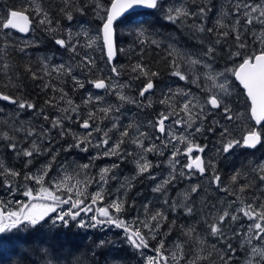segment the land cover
Instances as JSON below:
<instances>
[{"label": "snow or ice", "instance_id": "6c2138e0", "mask_svg": "<svg viewBox=\"0 0 264 264\" xmlns=\"http://www.w3.org/2000/svg\"><path fill=\"white\" fill-rule=\"evenodd\" d=\"M193 7L186 5H165L164 0H111L110 6L105 7L100 0H94L93 10L102 21V26L96 35L90 36L87 30L82 33H76L75 36L71 29L66 30V35L62 38H55V44L65 51L70 52L77 67L83 72H93L97 69L96 59L89 54L88 49L94 45H99V51L103 54L101 59L106 60L110 67L111 75L98 77L89 80L88 83L97 90H104L112 94L122 103L103 104L104 96L88 93L86 98L81 101L85 107L92 105L86 118H81V104H77L69 96L63 87L58 86L57 81L63 78H70L74 89H83L85 83L80 77L74 74L71 64L59 63L50 65L49 58L43 57L40 60L42 75L33 71L30 66L25 67V71L33 80L40 79L45 81L42 84L44 90H50L54 95L45 101V104L55 110L51 117L44 108L38 110L41 118L48 122V126L41 125L39 129L29 126L24 128L13 127V132H22L23 138L28 146L21 147L16 137L9 131H0V141H5V147L13 152L17 157L25 158L24 166L27 168L33 164L37 156H50L48 163L42 164L38 169V174L28 171L23 175L25 181L35 182L40 185L38 193L34 194V189L25 186L23 195L30 201H40L39 203H23L17 210L8 211L6 207H0V251L3 250L6 242H11L15 248L16 255L23 260L28 257L31 261V253L35 250L44 257V264H54L61 259L60 250L55 246L48 245L34 249V245L45 244L44 240L39 238L30 240L29 237H35L45 227L49 232L55 233L59 228H67L72 222L81 229L99 228L105 226L115 227L124 233V241L127 246L134 250L143 264H203L209 261L210 264H233L238 250L245 253L243 264H264V162H259L252 167L251 172L255 174L254 180L259 181L255 185L247 175L237 170L230 178L232 188L221 185V177L216 170L213 160H205L203 153L207 148L195 141L197 134L205 132L219 135L220 147L217 153L229 154L236 147L244 149H257L258 146H264V0H231L229 11L225 12L222 8L219 11V18L215 20V26H207L209 14L213 12L216 5L213 0H192ZM86 6H77L76 0H62L57 5V11L68 21L74 19L73 11L84 13ZM142 7L152 10L150 14L162 13V18L173 25H185L193 33H207L215 35L214 43H208L200 53L181 52L173 45H169L168 56L171 58V75L181 81L194 84L202 92L206 93L203 99L194 95L191 89H178L173 91L168 89V95L160 100L161 104H167L171 112L160 113L155 124L148 121L159 135L151 137L146 130H141L140 125L129 123L126 126L120 124V116L114 113H120L124 104H133L138 107H151L152 103L147 99L146 94L154 89V82L151 77L158 75L142 62H137L131 66L132 73H135L132 79L147 78V83L139 90L140 99L137 100L125 94L124 89L130 88V84L120 82L118 77L120 71L114 65L113 61L118 52L124 51L117 47L116 25L127 23L130 26L131 33L137 37L141 45L152 44L159 47L160 44L155 39H149L150 30L153 25L148 21H134L129 17L138 15L135 9ZM232 17L230 23H225L224 18ZM33 17L37 25L46 33H56L61 31L60 22L54 19V13L43 6L42 0H24L19 6L7 8L3 14H0V33L3 34L4 41L0 43V57L9 55V49L26 53V49L35 46L34 41L24 40L20 44L12 42L9 38L12 31L29 34L34 29ZM258 25V28L253 26ZM227 29V30H225ZM251 34L257 48L249 50L247 35ZM81 36L85 43L81 44ZM231 36L234 40L235 50H229V59L235 61L240 59V63L235 67H225L223 71H214L212 61L215 59L217 45ZM201 40V44H203ZM84 48L83 54L79 51ZM182 62L187 65V70H182ZM10 65L3 63L2 69L5 75L8 73ZM202 68L203 82L201 74L196 69ZM191 73V75L189 74ZM113 77L117 79L114 81ZM242 86L243 95L246 100V111L234 110L231 106L230 97L233 95L232 80ZM9 85L18 87L8 77ZM58 94V95H55ZM180 96L183 99L179 102V108L172 104L174 97ZM147 100V103L145 101ZM0 101H7L16 105L19 110L37 111L36 104L18 98L10 94L0 92ZM103 105V106H101ZM2 111V109H0ZM219 114L222 119H215ZM19 115V113H18ZM176 118L173 120L172 117ZM209 117H213L208 127L204 124ZM172 121V125L183 129L177 133L172 127L166 126V121ZM251 121V125L240 124L241 135L237 138L228 123L241 121ZM104 121L108 124L101 127ZM223 121V122H222ZM227 122V123H224ZM76 123L84 129L83 134L73 132L68 125ZM118 133V138L113 142L111 133ZM55 133L60 139L70 136L73 143L68 144L63 150L70 152L72 149H79L81 152H88L90 147L103 148L102 154L92 157L89 163L78 165V167L87 173L92 167V160L103 157H116L123 161L127 157H133L136 165V175L143 176L148 174V178L157 181L156 175L152 174V168H159L160 163L153 165L148 160L147 154L154 153L157 156H163L164 149L171 146V154L166 157L169 172L167 177L157 181L152 191L160 193L162 196V206L152 209L151 202L142 204L143 219L139 216L128 222L120 216L125 211L127 201L124 199L127 189L134 185L128 183L121 184L116 189L118 195L114 196L111 203L104 204L103 185L109 183V180L116 179L114 170L119 168L118 163H113L109 167L100 169L98 179L86 177L82 182L76 180V183L70 184L72 176L65 174L62 179L52 181L51 188H45V178L52 171L59 152L52 148ZM94 135L98 139L93 141ZM31 138V139H29ZM152 140V143L145 144V140ZM158 141L159 143H157ZM134 146L132 151L124 147L126 144ZM182 146V147H180ZM138 149L139 151H135ZM55 153V154H53ZM195 153V155H194ZM186 158L181 163L179 157ZM138 157V158H137ZM63 167V166H61ZM211 170V183L219 191L227 196L234 197L228 206L219 209L217 215H212L216 210L215 204H208L202 199L199 204L193 199L198 196L202 185L192 184L183 193L182 200H170L167 198V188L171 186L178 178L192 180L195 176H205ZM112 173L111 176L109 174ZM245 175V182L241 183L240 178ZM21 173L13 168L7 167L0 162V177H20ZM135 179V176L132 178ZM92 182L99 183L101 188L90 197L86 195V189ZM81 183L84 187L81 188ZM5 186L11 192L14 185L10 180H5ZM121 189L125 192L121 193ZM66 192V197L57 195V192ZM250 197V198H249ZM85 199H90V204H85ZM5 202L0 201V205ZM68 205L65 210L62 206ZM235 205V207H232ZM132 207H135L133 203ZM205 208L207 212L205 213ZM87 215L94 213L88 220L79 219L81 214ZM183 215L193 218L192 224L180 225V233L184 241L174 242L173 248L168 249L163 239L159 240L153 247L150 240L157 239L161 235V229L167 226L168 231L165 235H171L176 220H169V215ZM199 217V220L196 218ZM242 219L247 220V225L240 224L239 228L233 227ZM206 225L207 236L214 239L210 248H206L207 239L199 235L196 224ZM229 229L231 232L229 234ZM147 230V231H145ZM243 237L239 243V249L232 244V239ZM255 242V243H254ZM123 242L100 239L94 244L91 250V256L94 264H101L98 256V250H107L104 256L103 264H126L127 254H121L120 245ZM220 245L219 247L217 245ZM195 245V247H193ZM153 255H145V250L150 249ZM203 253H207L206 255ZM76 264H81L79 258Z\"/></svg>", "mask_w": 264, "mask_h": 264}, {"label": "rangeland", "instance_id": "374dc122", "mask_svg": "<svg viewBox=\"0 0 264 264\" xmlns=\"http://www.w3.org/2000/svg\"><path fill=\"white\" fill-rule=\"evenodd\" d=\"M213 2L216 5V8H214L213 12L209 14V19H210L209 22L211 25L213 23H215V20L217 18H219V11L218 10H220L222 8L223 11L227 12V11H229V9L231 7V0H213ZM164 3L166 6L167 5L181 6V5H186L187 0H166ZM224 20H225V23H230L232 21V17L227 16L224 18ZM253 27L258 28L259 26L255 25ZM67 29H71L74 36L76 33H82L83 30H87L89 32V35L94 37L100 28H97L95 25L90 24L85 19H79L77 21H74V23H72L70 26H68L66 28V30ZM65 35H66V33H65ZM247 38H250L253 41L251 34H248ZM22 39H25V38H22ZM25 40L32 41V38L30 36V37L26 38ZM84 43H85V40L81 36V44H84ZM255 44H256V42H255ZM169 45H172V44L170 43ZM173 46L175 47V45H173ZM82 49L83 48H80L79 51ZM88 50H89V53L93 57H95L96 51L100 52L98 44L94 45L92 49H88ZM234 50L235 49H233V51ZM180 51L181 52L200 53L199 48H196L194 50L187 48V49L180 50ZM40 57L41 58L48 57L50 65L59 64V63L71 64L73 67L74 74L78 75L80 77V79L85 83L84 88H86V87L89 88L86 91L85 98H86L88 93H92L93 95L104 96L105 101L103 102V104H105V105L107 103H111V104L122 103V102L118 101L114 95L109 94L105 91L101 92V93H96V92L92 91V89H91L92 84L88 83V79H86V78L82 79L81 78V76L78 74L77 65L75 64L76 60H74L72 57V54L70 52L65 51V49L57 46L54 53H51L50 55H42ZM41 58H40V60H41ZM229 60L232 61L231 59H229ZM235 60H237V64H239L241 62V61L239 62V58H236ZM213 61L219 63V61L217 59H214ZM227 62L228 61L225 62L227 65L224 67H221V68H220L221 65H219L220 63L219 64L215 63L216 65L214 63H212V68L214 71H223L225 69V67L232 68V65L228 64ZM182 70H187V65L183 64V62H182ZM196 71L201 74V81L203 82V72L206 70L202 69V68H198V69H196ZM104 74H106L107 76L111 75L109 66L107 68H105ZM189 74L191 75V73H189ZM116 79H117L116 77H113L114 81ZM230 79L232 80V86H233V95L229 98L230 102H231V106L233 107L234 110L244 112V111H246V103L243 100L242 93L239 91L240 88L235 83L233 77H230ZM129 89H131V87L124 89L125 94L139 100L140 99L139 95L137 97L133 96L130 93ZM168 89H172L173 91H176L178 89H183V90L191 89L192 93L200 99H203V97L206 95V93L202 92L201 89L197 88L194 84L186 83L185 81H181L177 77H174V81L166 84L164 86V88L159 89L154 93L146 94L147 99L150 100L151 103H153L154 99H156V101H157V103H156L157 108L154 110L153 113H151V115L149 114L150 112H147L145 107L141 108V107H138V106L133 105V104H132L133 105L132 108L125 110V108L123 107L121 109L120 113H118V114L114 113V115L120 116V124L121 125L126 126V124H129L130 122L135 124V125H140L141 130H146L150 134L151 137H155L156 135H159V133L156 132L155 128L152 125L148 124V121H152L153 125H154L160 113L171 112V108H169V106L167 104H161L160 103V100L163 99L165 95L169 94ZM126 90H129V93ZM182 99H183L182 97L176 96L173 98V100L171 102L172 104H174L177 107V110L179 108V102ZM145 103H147V100L145 101ZM101 106H103V105H101ZM0 109H2V111H0V119L7 121L9 124H12V122L14 120L20 118V117H18V113L13 114V112L10 109H8V107H4L0 104ZM145 113H147L148 115H145ZM28 114H29L30 119H31L33 114L31 112H29ZM80 116H81V118L87 117V116H84V114L82 113L81 110H80ZM175 118H176L175 116L172 117L173 120ZM212 119H213V117H209L208 121L205 122L204 126H206L207 124L209 125V123L211 122ZM215 119H222V117L219 114H217ZM108 123H109V121H106L104 124L101 125V127H104V125H106ZM224 123H227V122H224ZM240 124H247L250 126L251 121L245 120V121H241V122L228 123L227 126L232 128L233 131L239 132V136H240L241 132H240V128L238 126ZM10 126H12V125H10ZM166 126L172 127L173 131H175L177 133L183 131V129L173 126L171 120L166 121ZM15 127H20V126H15ZM69 127H70V125H69ZM235 128L237 130H235ZM73 132L78 133V134H83L85 132V130L80 128L79 125H77V128L75 130H73ZM205 133L197 134L195 136V141L201 145L207 146L205 153H203L204 159L206 161L207 160H213L215 165H216L217 161L219 160L221 155H224L226 157H228L229 155L234 156L240 150V147H236L229 154L217 153L216 150L220 147L219 141L216 140L217 138L220 139L218 132L216 134L211 133L212 134V137H211L212 142L210 143V145H207V143L205 142L206 138H207ZM118 135L119 134L116 132L111 133L113 142L118 138ZM234 135L237 138H239L236 135V132H234ZM96 139H98V135H94L93 141L95 142ZM65 140H67V137H65L64 139L58 138L52 144V148L55 151L59 152V156H57L55 163H53L52 171L45 178V183L43 185L45 188H51L52 187V181H54V180L58 181V180L62 179L64 174H65V170L67 171L68 175L73 177V179L70 180L69 183L74 185L76 183V180H81L83 182L86 179V177H93V178L98 179L100 169H102L104 167H109L113 163H118L119 168L114 170L116 179H114V180L110 179L108 184L103 185V190L105 193V196H104V204L105 205L108 203H111L113 197L119 194V193H117L116 189L120 188L121 184L127 185L128 183H131L134 186L131 187L130 189H127L126 195H124V199L127 201V204L125 205V211L120 213V216L123 219H126L130 223L132 221H134L137 218V216H139L141 219H143V213H142V207L141 206L145 202H151V206H152L153 210L156 207L162 206L161 194L160 193H154L152 191V188L157 181L167 177V175H168L169 168L167 167L166 157L170 156V154H171V146H169L168 149H164L165 154L163 156H157L154 153L147 154L146 158L148 160H150L153 163V165H155L157 163L161 164V166L159 168L154 167L151 169L152 174L156 175V177H157V181H153V180L148 178V174H145L143 176L136 175V165H135L133 157H127L125 160L121 161L116 157H103L101 155V158H97V159H94L91 161L92 167L87 170V173H85L83 170H81L78 167V165H81L84 163H89L90 159L92 157H96L98 153L102 154L104 149L103 148L90 147L88 152H81L79 149H72L70 152H66L63 149L66 148L68 146V144L73 143V141H72L71 137H70L69 141L65 142ZM213 140H216V141H213ZM200 141H203V143H200ZM152 142L153 141L150 139L145 140L146 145L149 143H152ZM156 142L159 143L158 141H156ZM54 144L56 145L55 147H54ZM124 147L127 148L129 151H132L134 149V146L131 145L130 143L124 145ZM180 147H182V146H180ZM135 151L138 152L139 150L136 149ZM53 154H55V153H53ZM194 155H195V153H194ZM47 156L48 155L41 156V158L44 157V160L40 161L36 165L32 166L30 168V171L38 174V169L40 168V166L42 164L49 162L50 157H47ZM258 156L259 155H256V157H258ZM179 159H180L181 163H184L186 160V158L183 156H180ZM258 162H264V159L259 158ZM29 166L26 168L23 165L22 168L25 171L29 168ZM61 166H63V167H61ZM111 175H112V173L109 174V176H111ZM134 176H135V179H132ZM211 178H212L211 170H209L205 176L201 177V176L197 175L192 180L178 178L171 186H169L167 188V198H169L170 200H173V199L174 200H182L184 191L187 188H189L192 184L199 183L202 185V189H201L199 195L194 196L193 199H195L197 204H199L202 199L206 198V201L208 204H215L216 205V210L213 211L212 215H217L218 210L227 207L228 203L234 198L231 196H227L225 193L219 191V189H217L215 187V185L211 183ZM17 179H18V181H17ZM5 180H10L12 182V184L14 185L11 192L5 186ZM221 185L227 187L222 182H221ZM25 186L34 189L35 190L34 194L38 193L40 190V185L36 184L35 182L25 181L23 179V176L20 180L18 177H16V178L0 177V201L5 202L1 206L6 207L8 211H13V210H17L20 207V202L27 203L28 198L23 195V192L25 191ZM80 187L83 188L84 184L81 183ZM100 188H101V185L99 183L92 182L88 185V187L86 189V195L88 197H90L91 194L95 193ZM123 192H125V189H121V193H123ZM57 195H60L63 198V197L67 196V193L60 191V192H57ZM90 202H91L90 199H85L86 205L90 204ZM32 203H37V202L32 201ZM133 203L135 204V207H132ZM62 207L66 210L68 208V205H63ZM232 207H235V205H232ZM206 212H207V208H205V213ZM93 214L94 213H88L87 215H85L82 213L81 217H79V219L88 220L89 217ZM172 219L176 220V226H175L172 234L171 235H165V233H167V231H168V228H167V226L163 227L161 229V235L157 236V239H155V240H150V244L153 247H155L157 245L158 241L161 239L164 240L165 246L168 249L173 248L174 242L184 241V237L180 233V227L179 226L180 225H186V224H192L193 218L185 217L183 215H177V218H175L174 216H172L170 214L169 220L171 221ZM196 219L199 220V217H197ZM247 223L248 222L246 219H242L238 224L233 225V227L239 228L240 224H243L246 226ZM196 227H197V231H198L199 235L202 237H205L207 239V244L205 245V247L210 248L211 244L214 243L215 241L213 238L207 236L206 225L197 223ZM145 231H147V230H145ZM81 232L85 235V237L87 239L86 241L91 244L92 248L94 247V244L96 242H98L100 239L123 242L120 245V248L125 247L127 249L128 253L134 254V257L136 256L135 264H143V261L140 259V257L137 254L134 253V250H132L131 248H129L127 246L126 241H124V233L120 229H116L115 227L109 228V227L105 226L103 230H101L99 228H95V229L87 228V229H81ZM230 232H231V229H229V234H230ZM41 233L52 234L53 232H49L48 228L45 227L44 229L41 230ZM242 239H243V237L234 238V239H232V244L239 249V243ZM217 246L219 247L220 245L218 244ZM193 247H195V245H193ZM106 251L107 250H98L99 255H101L100 257H98L101 264H103ZM203 254L206 255L207 253H203ZM145 255H153L151 248L145 250ZM90 256H91V254H90ZM244 257H245V253L243 251L238 250L237 256H236L233 264H243ZM134 260H135V258H134ZM85 264H91V261L88 259V261H86ZM92 264H94V262ZM203 264H210V262L205 261V262H203ZM217 264H219L218 261H217Z\"/></svg>", "mask_w": 264, "mask_h": 264}, {"label": "trees", "instance_id": "16d2710c", "mask_svg": "<svg viewBox=\"0 0 264 264\" xmlns=\"http://www.w3.org/2000/svg\"><path fill=\"white\" fill-rule=\"evenodd\" d=\"M166 0H164L165 2ZM24 0H0V14L10 7L16 6L19 7ZM100 2L105 6H110L111 0H100ZM189 5H192V0H187ZM201 0H197V3H200ZM43 6L54 13V19H58L60 22V29L56 33H46L37 25L35 18L33 17L34 29L31 32L30 36L32 41L35 42V46L29 47L26 49V53H20L19 51H13V49H9V55L0 57V92H4L5 94H10L18 98H23L29 102L36 104L37 111L31 112L33 115L38 117L40 108H44V110H52L54 109L48 107L45 104V101L49 99L54 93L50 90H44L42 84L45 81H41L40 79L33 80L31 76L25 71L26 66H30L33 71L42 73V68L40 65V56L42 55H50L54 53L57 45L55 44V38H62L66 33V28L70 26L74 21L79 19H85L90 24L95 25L97 28L102 26V21L99 17L96 16L93 5L94 0H76L77 6H86L83 14L73 11L74 19L72 21H68L62 14L57 11V5L62 3V0H42ZM150 12H140L137 13L136 16L129 17L130 20L134 21H148L153 27L150 30L149 39H155L159 42L160 46L156 47L152 44H144L141 45L137 37L134 36L130 31V26L127 23L117 22L116 31H117V47L123 49L124 51H120L117 53L116 57V65L118 70L120 71L119 80L126 81L131 86V89L134 91V96L137 97L140 88L147 83V78L141 77L140 79H132L135 73H132L131 66L137 62H142L150 69L152 72L158 73L157 76L151 77L154 82V88H164L165 81L171 75L172 67H171V58L168 56V52L170 51L169 44L175 45L177 49H196L199 48L200 52L203 51V48L207 46L208 43H214L215 35H209L207 33H193L190 31L185 25L182 24H171L166 22L162 18V13L150 14ZM210 19L208 18L207 26L214 27L215 23L210 24ZM227 30V29H225ZM12 42L16 44L22 43L25 39L18 36L14 32H12L11 37L9 38ZM201 40H203V44H201ZM4 37L3 34L0 33V43H3ZM247 42L249 44V50H255L257 45L250 38H247ZM234 40L231 36L227 38L226 41H223L221 45H217V52L215 55V59L219 61L215 62L220 67H224L227 63L235 67L237 64V60L230 61L228 57L229 50H233L234 48ZM85 49L80 50L81 54H83ZM89 52V51H88ZM90 54V53H89ZM91 55V54H90ZM102 53L96 56V69L93 72H85V78L89 80L96 79L98 77L107 76L104 74L103 67L105 66L106 60L101 59ZM92 56V55H91ZM79 58H76L78 60ZM8 63L10 65L8 69L7 75L4 74L2 65L3 63ZM240 62V59H239ZM214 63V64H215ZM76 64V61H75ZM216 65V64H215ZM79 69V68H78ZM8 77H12L13 83H15L18 87H12L9 85ZM58 86L63 87L65 91L68 92L69 96L73 99V101L77 104H81V101L84 99L81 89H74L73 84L70 78H63V80L57 81ZM242 93V91L239 89ZM58 95V94H55ZM155 96V95H154ZM243 100L246 103L244 95L242 93ZM157 101L154 99L151 107H145L149 114L154 112L157 108ZM2 105V104H1ZM4 106V105H2ZM92 105L85 107L81 104L80 110L87 116L88 111L92 108ZM145 115H148L145 113ZM106 121H104L105 123ZM14 121L12 124H9L7 121L0 119V131H9L13 134ZM16 123L21 124L22 122L17 121ZM16 125V124H15ZM127 125V124H126ZM19 126V125H18ZM208 127V124L205 128ZM235 130H237L235 128ZM236 132V135L239 137V132ZM16 139L19 141L21 147H24L25 139L23 137L16 136L13 134ZM206 143L210 145L212 142L211 137L212 134L206 132ZM219 141V139H216ZM213 140V141H216ZM203 143V141H200ZM6 142L0 141V147L6 153L7 163L8 165L19 171L21 176L18 177L19 180L22 178L24 173L30 171V168L36 165L38 162L42 160L41 156H37L33 164L29 166L27 170L24 171L22 166L24 165L25 158L17 157L13 152L5 147ZM260 155L256 157L251 154L247 149L240 148L237 154L234 156L229 155L228 157L221 155L216 164V170L221 177V182L229 188L234 187L231 182V176L239 170L242 174L247 175L249 180L255 185H259L258 180H254V173L251 172V169L254 164V161H259V158L264 159V146L259 147ZM245 175H242L240 178V182H245ZM18 181V179H17ZM234 198V197H233ZM250 198V197H249ZM130 215V214H129ZM177 218V216H175ZM41 239L44 240L45 244L34 245L33 248L37 249L40 247H46L48 245L55 246L60 250L61 259L58 262H54V264H76V259L79 258L81 264H85L88 259L91 261V264L94 262L92 257L90 256L91 250L93 249L91 244L86 240L85 235L81 232L80 228L75 226V222H72L67 228H60L55 231L53 234H43L37 233L35 237H29L30 240L33 239ZM92 248V249H91ZM121 254H127L128 259L126 264H135L136 256L134 254L128 253L125 247L120 248ZM15 248L11 244V242H6L2 251H0V264H25L28 261V257H24L23 260L20 256L14 254ZM99 255L98 257H100ZM135 258V260H134ZM28 264H44V257L38 251H33L31 253V261Z\"/></svg>", "mask_w": 264, "mask_h": 264}, {"label": "flooded vegetation", "instance_id": "af4514ba", "mask_svg": "<svg viewBox=\"0 0 264 264\" xmlns=\"http://www.w3.org/2000/svg\"><path fill=\"white\" fill-rule=\"evenodd\" d=\"M186 6H188L189 8H191V7H193V5H189L188 4V2L186 3ZM25 39H26V37H25ZM89 51V50H88ZM99 54V52L98 51H96V53H95V55L97 56ZM117 57V56H116ZM116 59L113 61V63H114V65L117 67V65H116ZM212 63H214V62H212ZM109 65L107 64V63H105V66L103 67V71H105V68H107ZM77 70H78V74L81 76V78L82 79H85V76H87V75H85V72H83V71H81L80 69H78V67H77ZM168 80L170 81V82H172V81H174V76H170L169 78H168ZM120 82H126V81H123L122 79L121 80H119ZM127 83V82H126ZM164 85H166V84H164ZM93 87V86H92ZM91 87V89H92V91H93V88ZM87 89H89L88 87H86V88H83V89H81V91H82V94H83V97L85 98V95H86V91H87ZM159 89H161V88H154L151 92H149V93H154V92H156L157 90H159ZM130 90V93L134 96V91L132 90V89H129ZM129 90H126L128 93H129ZM104 92V91H103ZM0 104H2V105H4V107H8V109H10L12 112H13V114H15V113H19V115H18V117H20V118H18V119H16V120H14V126H23L24 128H28L29 126H32V127H35V128H37V129H39L40 128V126L41 125H44V126H48V122H46V121H44L42 118H41V116L40 115H38V117H36L35 115H33L32 117H31V119H30V116H29V112H32L31 110H19L18 109V107L16 106V105H13V104H11V103H9V104H7V103H3V102H1L0 101ZM133 107V105L132 104H124V108H125V110L126 109H129V108H132ZM45 112L47 113V114H49V116L51 117L52 115H54L55 114V112H52V110H45ZM17 121H20V122H22L21 124H18V123H16ZM16 124V125H15ZM77 125L78 124H75V123H72V124H70V127H71V129L72 130H75L76 128H77ZM12 126H13V124H12ZM69 126V125H68ZM13 134H15L16 136H19V137H23V133L22 132H13ZM54 136H55V140L54 141H56L59 137L58 136H56L55 135V133L53 134ZM29 139H31V138H29ZM69 139H70V136H68L67 137V140H65V142H67V141H69ZM25 141V140H24ZM26 146H28V144H27V142L25 141V143H24V147H26ZM56 145L54 144V147H55ZM259 147L260 146H258V148L257 149H247L251 154H253L255 157H256V155H260V152H259ZM3 149L0 147V162H3L6 166H8L9 168H11L9 165H8V163H7V158H6V153L4 152V151H2ZM246 150V149H245ZM47 157H50V156H47ZM259 157V156H258ZM44 160V157L42 158V160L41 161H43ZM254 161V164H257V163H259L258 161H255V160H253ZM3 192V191H2ZM29 199V198H28ZM34 202H37V203H39L40 201H34ZM27 203H28V201H27ZM30 203H32V202H30Z\"/></svg>", "mask_w": 264, "mask_h": 264}, {"label": "water", "instance_id": "95a60500", "mask_svg": "<svg viewBox=\"0 0 264 264\" xmlns=\"http://www.w3.org/2000/svg\"><path fill=\"white\" fill-rule=\"evenodd\" d=\"M142 11L150 12V11H152V10L144 9V8H142V7H138V8L135 9V12H136V13H137V12H142ZM118 22H119V21H118ZM12 32H14L15 34H17L18 36H20V37H22V38H25V37L28 36V34L26 35V34L18 33V32H15V31H12ZM115 58H116V57H115ZM233 78H234V77H233ZM234 81H235V78H234ZM235 83L238 85V87L240 88V90H241L242 93H243L242 86H240L239 83H238L237 81H235ZM93 89H94L95 91H97V92L102 91V90H97V89H95L94 87H93ZM244 98H245V97H244ZM1 102L9 104V102H7V101H1ZM201 177H202V176H201ZM37 201H38V200H37ZM30 202H32V201H30V200L28 199V203H30ZM0 207H2V206L0 205Z\"/></svg>", "mask_w": 264, "mask_h": 264}, {"label": "bare ground", "instance_id": "6f19581e", "mask_svg": "<svg viewBox=\"0 0 264 264\" xmlns=\"http://www.w3.org/2000/svg\"><path fill=\"white\" fill-rule=\"evenodd\" d=\"M142 12H146V11H142ZM137 13H140V12H137ZM30 34H31V32L28 34V36L26 37V38H28V37H30ZM117 56V55H116ZM116 59V58H115ZM114 59V60H115ZM221 68V67H220ZM170 81L169 80H166L165 81V84H168ZM192 87V86H191ZM93 88V87H92ZM88 90V89H87ZM93 91L94 92H96V93H101V92H103L104 90H102V91H100V92H97V91H95L94 89H93ZM10 103V102H9Z\"/></svg>", "mask_w": 264, "mask_h": 264}]
</instances>
